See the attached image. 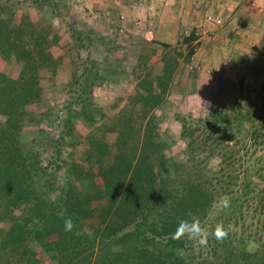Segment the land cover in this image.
<instances>
[{
  "label": "rangeland",
  "instance_id": "1",
  "mask_svg": "<svg viewBox=\"0 0 264 264\" xmlns=\"http://www.w3.org/2000/svg\"><path fill=\"white\" fill-rule=\"evenodd\" d=\"M9 1L0 0L1 28L7 25L19 27L20 31L11 36L24 44L19 52L34 56L41 53L42 56L49 57L46 67H39L34 71L37 97L21 111L24 122L20 130L21 144L28 151L26 162L36 169L33 184L39 199L49 198L52 205H56L59 199L69 196L68 193L65 195L67 182L76 185L75 178L80 176V168H83L81 173L86 172L87 168L86 163L81 162L91 160L92 155L100 150L99 142L106 144L110 151L114 150L113 144L117 138V131L113 129L114 118L136 92L142 96L148 95L146 106H150L154 118L145 134H142V129L139 130L136 123L139 121V113L135 111L126 119L130 125L127 126V131L131 137L139 140L148 137L154 143L161 141L163 145L160 152L164 153L167 160L171 159L172 165L171 173L169 170L163 171L162 178L158 180L164 185L169 182L167 177L170 174L177 184V179L186 181L188 176L192 177L198 172L196 175L199 176L200 183L202 181L206 187L215 184L216 187L218 181L228 183L230 179L224 178L226 174L234 177L240 170L238 163L230 159L219 163L218 151H221V147L215 151L217 155L215 153L211 156L209 145H198L204 133L195 130L196 125L191 120H205L221 109L235 116L237 107L241 111H252L248 116L251 123L248 120L237 123L245 129L255 127L257 134L264 138V89L252 78L244 79L243 76V81L236 85L232 99L221 104L209 101L198 104L199 99L193 100L187 94L190 78L194 77L187 66L192 50L190 43H176L174 47L155 45L145 11H137L140 16L126 23L118 22L122 21L118 14V21L112 23L108 8L110 6L89 13L78 12L72 5L58 8L60 4L55 0H17L16 4ZM20 6L28 8L27 11H17L14 15ZM144 29L151 31L150 38L144 36ZM33 41L40 42L38 47ZM16 52L18 51L0 52V66L16 74L12 80L18 77L23 67L14 60V56L18 54ZM3 61L13 64L3 65ZM60 66L63 69L58 72ZM182 122L184 127L192 130L191 137L181 135ZM191 140L194 144L188 150ZM222 152L224 151L220 153ZM254 154L253 159L259 158L262 156L259 154H264V148H255ZM252 164L250 161V165ZM219 166L223 169L221 174L218 173ZM95 169L96 166L92 169L94 174ZM223 174L225 175L220 178L219 175ZM95 182L98 183V179ZM230 182L228 188L233 187L235 180ZM254 183L259 188L262 185L259 180ZM235 190L233 187V191ZM71 193V198L66 199L74 201L75 195ZM221 197H224L223 193L220 197H215L217 204L211 206L200 222L201 228L208 233L207 244L200 245L187 236L181 238L178 249L174 251V256H177L181 264H234L238 259H247L246 255L256 254L258 245L264 243L263 216H259L257 223L253 224V230L250 231L253 238L242 244L235 242L242 229L240 226L226 229L230 237L227 236L222 241L212 236L213 225L216 220L220 221L222 215ZM52 205L50 210H57ZM2 207L1 226L10 216L24 213L23 207L18 203ZM69 209L73 213V209ZM161 212L153 213L157 214L155 219L162 215ZM128 228L131 225L123 230ZM254 230L257 236L253 235ZM118 235L120 233L116 234ZM34 251L42 264H50L48 257L38 246L34 247ZM170 258L167 256L161 260L169 261ZM259 261L264 262V258Z\"/></svg>",
  "mask_w": 264,
  "mask_h": 264
},
{
  "label": "trees",
  "instance_id": "2",
  "mask_svg": "<svg viewBox=\"0 0 264 264\" xmlns=\"http://www.w3.org/2000/svg\"><path fill=\"white\" fill-rule=\"evenodd\" d=\"M19 31V27L0 26V52L18 51L14 60L23 66L15 80L0 74V207L18 203L24 213L10 216L0 225V264H42L35 246L48 257L50 264H181L174 256L181 239H173L172 234L182 220L195 218L202 222L211 206L217 204L215 197L222 193L228 197L229 207L221 206L220 221H215L211 232L217 224L227 230L240 226L236 243L253 238L250 231L254 222L257 223L259 216L264 217V154H259L262 156L257 159L252 156L255 148H264V138L257 134L255 127L245 129L237 123L252 122L248 117L252 111H241L237 107L235 116L221 109L205 120H191L196 125L195 130L204 133L198 145H209L211 156L221 147L224 152L218 151L220 164L229 159L238 163L240 170L234 177L229 173L219 175L230 179L228 183L216 181V187L215 184L206 187L202 181L200 183L198 172L188 176L186 181L177 179V184L172 174L167 177L166 185L159 183L163 173L172 170L171 159L167 160L160 152L163 144L151 142L144 136L139 140L127 131L130 125L126 119L135 111L139 113V121H135L142 134L154 118L150 106H146L148 95L136 92L114 118L113 129L117 131L114 150L99 142L100 150L91 160L81 162L86 163L87 168L84 173L80 168L76 185L67 182L65 195L69 196L66 198L70 199L73 192L74 201L64 197L52 205L49 198L39 199L33 184L36 169L26 162L28 151L21 144L20 130L24 123L21 111L37 97L34 71L46 67L49 57L19 52L24 44L11 37ZM32 43L38 47L40 42ZM191 133L182 122L181 135L188 138ZM190 143L188 150L194 141ZM94 166L96 174L92 172ZM219 172H223L222 166ZM232 180H235L232 185L235 191L233 187L228 188ZM257 180L262 182L260 188L254 183ZM50 205L57 210H50ZM159 211H163L162 215L155 219L157 214L153 213ZM69 217L73 229L66 232L64 220ZM127 225L131 228L123 230ZM117 233L120 236H116ZM253 233L257 236L256 230ZM258 248L256 254L246 255L247 259H238L234 264H264L259 261L264 258V243ZM167 256L171 257L169 261L161 260Z\"/></svg>",
  "mask_w": 264,
  "mask_h": 264
},
{
  "label": "crops",
  "instance_id": "3",
  "mask_svg": "<svg viewBox=\"0 0 264 264\" xmlns=\"http://www.w3.org/2000/svg\"><path fill=\"white\" fill-rule=\"evenodd\" d=\"M55 1L60 4L58 8L72 5L78 12H96L110 6L112 23L118 21V14L122 17L118 22L126 23L140 16L137 11H145L155 45L174 47L176 43H190L192 53L186 65L194 77L190 78L187 94L193 100L199 99L198 104H221L232 99L243 76L252 78L264 89V0ZM9 2L16 4L17 0ZM17 9L14 15L26 8ZM208 14L220 17L222 25L207 26L203 18ZM9 62L2 64L11 66L13 62ZM1 66L0 72L6 77H16ZM62 69L60 66L58 72Z\"/></svg>",
  "mask_w": 264,
  "mask_h": 264
},
{
  "label": "clouds",
  "instance_id": "4",
  "mask_svg": "<svg viewBox=\"0 0 264 264\" xmlns=\"http://www.w3.org/2000/svg\"><path fill=\"white\" fill-rule=\"evenodd\" d=\"M211 19V18H210ZM216 23H220V20L217 19L215 21ZM229 199L228 197H221L220 199V205L223 208L229 207ZM73 229V222L72 219L66 218L64 220V230L66 232H70ZM213 235L215 238L219 241L224 240L228 236V231L224 228L222 224H217L215 226ZM187 236L189 239L196 240L200 245H206L207 244V236L208 233L201 228L200 222L198 219H192L189 220H182L179 222L176 231L172 234V238L175 240H179L182 237Z\"/></svg>",
  "mask_w": 264,
  "mask_h": 264
},
{
  "label": "built area",
  "instance_id": "5",
  "mask_svg": "<svg viewBox=\"0 0 264 264\" xmlns=\"http://www.w3.org/2000/svg\"><path fill=\"white\" fill-rule=\"evenodd\" d=\"M211 18V19H210ZM219 19L220 20V23H216L215 21ZM203 21L204 23L207 25V26H211V27H219L222 25V20L220 17L218 16H213V15H205L204 18H203ZM144 36L146 38H150L151 37V31L148 30V29H144Z\"/></svg>",
  "mask_w": 264,
  "mask_h": 264
}]
</instances>
